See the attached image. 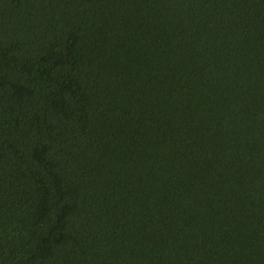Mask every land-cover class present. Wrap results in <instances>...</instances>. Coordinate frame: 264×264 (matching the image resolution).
Returning <instances> with one entry per match:
<instances>
[{
  "label": "trees",
  "instance_id": "trees-1",
  "mask_svg": "<svg viewBox=\"0 0 264 264\" xmlns=\"http://www.w3.org/2000/svg\"><path fill=\"white\" fill-rule=\"evenodd\" d=\"M0 264H264V0H0Z\"/></svg>",
  "mask_w": 264,
  "mask_h": 264
}]
</instances>
